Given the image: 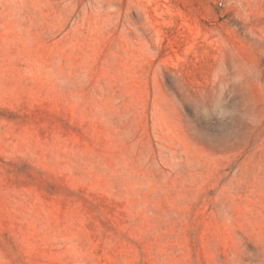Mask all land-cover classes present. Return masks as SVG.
<instances>
[{
	"label": "rangeland",
	"instance_id": "rangeland-1",
	"mask_svg": "<svg viewBox=\"0 0 264 264\" xmlns=\"http://www.w3.org/2000/svg\"><path fill=\"white\" fill-rule=\"evenodd\" d=\"M0 264H264V0H0Z\"/></svg>",
	"mask_w": 264,
	"mask_h": 264
}]
</instances>
